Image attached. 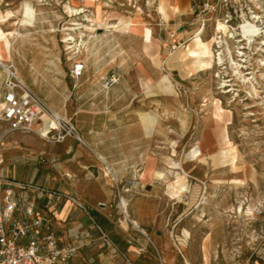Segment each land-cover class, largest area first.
<instances>
[{"label": "rangeland", "instance_id": "374dc122", "mask_svg": "<svg viewBox=\"0 0 264 264\" xmlns=\"http://www.w3.org/2000/svg\"><path fill=\"white\" fill-rule=\"evenodd\" d=\"M122 1L111 0L110 5L121 12L123 21H131V16L148 21L153 15L146 12V0H139V8L132 7L130 0ZM211 1L215 9L207 11L204 24L194 6L192 18L198 24L188 38L181 39L178 30L169 29L170 40L160 43L149 25L137 37L111 28L113 22L101 25L97 0H0V18L11 14L0 21V38L15 29L25 34L27 63L30 66L35 58L47 67L36 80L49 89L47 83L62 78L74 84L70 71L85 58L90 36L122 32L100 41L109 43L113 51L97 52L89 67H104L108 76L119 73L117 84L132 88L130 94L139 110H153L170 130L171 139L180 137L179 141H155L166 155L167 191L171 197L185 196L195 186L201 197L191 209L190 200L187 206L181 202L179 211L187 207L183 220L176 221L174 213L164 232L172 233L176 241L191 236L188 241L197 248L208 241V251L193 252L190 264H264V0ZM24 7L35 8L30 24L22 23ZM72 8L83 11L74 15ZM228 16L230 21L225 23ZM8 37L14 40L16 36ZM200 37L203 45L197 46L195 39ZM187 49L201 52L200 58L211 61V67L200 69L194 54L181 58ZM16 65L20 76L30 81L31 70L19 61ZM147 71L153 74L151 82ZM42 73L47 74L44 79ZM4 74L0 66V88ZM152 84L153 89H147ZM29 85L36 90L34 84ZM128 94L122 88L110 96L122 101ZM196 147L201 150L199 157L194 154ZM152 172L147 168L142 178L149 179ZM178 245L174 248L183 257L186 253Z\"/></svg>", "mask_w": 264, "mask_h": 264}, {"label": "crops", "instance_id": "0c3cea01", "mask_svg": "<svg viewBox=\"0 0 264 264\" xmlns=\"http://www.w3.org/2000/svg\"><path fill=\"white\" fill-rule=\"evenodd\" d=\"M106 1L97 0L101 25L113 22L111 28L125 29L126 34L136 37L139 30L149 25L155 30L154 38L164 43L170 40L169 29L178 30L181 39L193 32L190 29L198 24V20L192 18L194 6L205 0H146V12L153 14L152 17L139 21L138 16H131L129 22L122 20L116 6L111 7V0ZM129 2L139 8V0ZM18 31L21 34L14 40L8 36L0 38V58L10 59L15 64L19 61L31 70L30 81L20 77L29 87V83L34 84L36 90L30 88L35 93L38 94L37 89L44 93L41 98L47 106L69 120L80 139L69 135L63 142H49L36 131L12 132L5 139L4 167L8 179L33 182L50 194L37 193L31 188L26 190L30 199H36L39 214L49 212L53 216L52 226L59 243L78 246L71 264H190L193 252L208 251V241L200 242L197 248V244L189 243L191 236L185 240L183 234L182 241H176L172 233L164 232L167 219L174 213L176 221L183 220L186 200H190V209L201 200L195 186L191 187L193 193L185 196L171 197L167 191L169 182L165 180L163 166L166 155L155 141L170 140V130L164 128L162 119L156 117L153 110H139L135 96L130 94L132 88L120 84L106 88L104 82L109 70L89 67L91 60H96L94 54L101 50L113 51L109 43L100 41L114 39L123 35L122 32L90 36L86 41V56L82 59L85 69L79 80L70 85L62 78L47 83L49 89H43L36 79L46 66H40L35 58L29 66L27 39ZM152 75L147 71L149 82L153 81ZM46 76L42 73L41 77ZM149 87L153 89V84L147 89ZM122 88L129 93L122 101L110 96ZM179 138L171 140L179 141ZM147 168L153 172L149 179H143ZM135 177H139L140 185L130 192L123 191ZM16 191L21 193V189L16 188ZM120 200L127 204L126 214L122 212ZM181 202L186 205L183 211L177 209ZM99 228L117 246V252L108 248ZM175 245L186 255L181 257Z\"/></svg>", "mask_w": 264, "mask_h": 264}, {"label": "built area", "instance_id": "2783aa9c", "mask_svg": "<svg viewBox=\"0 0 264 264\" xmlns=\"http://www.w3.org/2000/svg\"><path fill=\"white\" fill-rule=\"evenodd\" d=\"M84 1V0H83ZM195 13L201 24L207 20V11L215 9L211 0L197 2ZM225 18V23L230 21ZM175 33L171 35L174 37ZM0 66L5 74L0 88V264H71L78 246L61 245L53 229V216L47 212L38 213L36 199L27 196V188L34 192L50 195L45 188L33 182H15L8 179L5 171L6 137L15 131L37 132L49 142H63L69 135H77L76 128L52 111L45 101L35 93L20 77L16 64L0 58ZM85 69L83 60L75 62L70 75L79 80ZM120 74L114 71L106 77L104 86L110 88L119 83ZM42 114L47 115L46 119ZM45 123L46 130L38 127ZM78 139L80 137L77 135ZM140 185L139 177L130 180L123 191L130 192ZM16 188L21 189L17 193ZM120 193V192H119ZM122 212L126 214L127 204L120 200ZM48 203L46 204V206ZM101 230L106 244L117 246Z\"/></svg>", "mask_w": 264, "mask_h": 264}, {"label": "bare ground", "instance_id": "6f19581e", "mask_svg": "<svg viewBox=\"0 0 264 264\" xmlns=\"http://www.w3.org/2000/svg\"><path fill=\"white\" fill-rule=\"evenodd\" d=\"M105 2L107 3V1L105 0ZM25 9V19L22 20V23L24 24H30V21H33L35 19V8L33 7H24ZM82 10V9H73L70 11L72 12L74 15H77L79 13V11ZM83 11V10H82ZM11 17V14H7V15H4V16H1L0 18V21H6L8 20L9 18ZM89 19V18H88ZM93 22V21H92ZM106 25V24H105ZM109 26V25H108ZM107 26V27H108ZM111 26V25H110ZM74 28H68V30H73ZM93 30V28H91ZM6 35L8 36H12V37H15V36H20V32L18 31V29H15V30H12V31H9L8 33H6ZM70 40V39H73V37H68L67 40ZM195 44L197 46H200V45H203L202 44V40H201V37L200 38H196L195 39ZM72 47V46H71ZM199 49V48H198ZM191 54H194L195 57H198L197 58V63H198V67L200 69H208L211 67V61H207V60H203L200 58L201 56V52H195V51H191L190 49H187L186 52L182 53L181 54V58H186L188 56H191ZM59 115V114H58ZM45 117L47 115H44L42 114V117ZM46 124L43 123L41 124L38 128L41 129L42 131H45L46 130ZM194 154L196 157H199L200 154H201V150L196 147L195 150H194ZM235 161V158L233 157V162ZM159 175V174H158ZM124 201V200H123ZM124 204H126V202L124 201ZM251 211V210H250ZM134 223V222H133ZM136 223V222H135ZM135 225V224H134ZM205 256H207V253L205 254Z\"/></svg>", "mask_w": 264, "mask_h": 264}]
</instances>
